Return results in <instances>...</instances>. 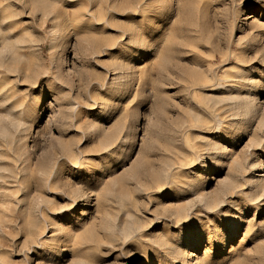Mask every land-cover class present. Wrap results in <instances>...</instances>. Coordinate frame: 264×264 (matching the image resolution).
<instances>
[{"label": "rangeland", "instance_id": "obj_1", "mask_svg": "<svg viewBox=\"0 0 264 264\" xmlns=\"http://www.w3.org/2000/svg\"><path fill=\"white\" fill-rule=\"evenodd\" d=\"M0 264H264V0H0Z\"/></svg>", "mask_w": 264, "mask_h": 264}, {"label": "bare ground", "instance_id": "obj_2", "mask_svg": "<svg viewBox=\"0 0 264 264\" xmlns=\"http://www.w3.org/2000/svg\"><path fill=\"white\" fill-rule=\"evenodd\" d=\"M200 78H201V77H200ZM202 78H203V77H202ZM204 79H205V78H204ZM194 81L197 82L198 80H194ZM195 87H196V86H195ZM200 87H201V86H200ZM202 89H203V88H202ZM205 89H206V88H205ZM207 89H208V88H207ZM204 91H205V90H204ZM246 106H247V104H246ZM218 110H219V109H218ZM219 111H220V110H219ZM64 148H65V147H64ZM65 149H66V148H65ZM67 153H68V152H67ZM67 153H66V154H67ZM71 154H72V153H71ZM71 154H69V156H70ZM67 155H68V154H67ZM73 158H74V157H73ZM62 163H63V162H62ZM64 163H65V162H64ZM73 165H75V164H73ZM64 167H65V166H64ZM75 167H76V166H75ZM63 171H64V170H63ZM64 173H65V172H64ZM57 179H58V178H57ZM57 179H55V181H56ZM55 181H54V182H55ZM53 184H54V183H52V185L50 186V189L52 188ZM71 194H72V193H71ZM66 196H67V195H66ZM69 196H71V195H69ZM73 196H74V195H73ZM77 198H80V197L78 196ZM77 198H76V199H77ZM68 199H69V198H68ZM80 199H81V198H80ZM75 202H77V201L75 200L74 203H75ZM104 205H105V204H104ZM54 208H55V207H54ZM104 210H105V209H104ZM51 211H55V209L52 210V208H51ZM235 232H236V231H235Z\"/></svg>", "mask_w": 264, "mask_h": 264}]
</instances>
